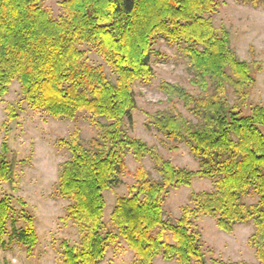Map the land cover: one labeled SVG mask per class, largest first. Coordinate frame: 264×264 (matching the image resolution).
<instances>
[{"label": "trees", "instance_id": "obj_1", "mask_svg": "<svg viewBox=\"0 0 264 264\" xmlns=\"http://www.w3.org/2000/svg\"><path fill=\"white\" fill-rule=\"evenodd\" d=\"M264 1V0H263ZM61 12L43 0H0V99L17 81L22 100L8 103L3 125L19 118L22 101L36 113L76 119L86 113L97 135L88 142L75 129L60 139L70 158L60 167L56 193L69 201L67 218L79 241L64 240L57 264H101L111 245L123 239L133 264H155L157 257L179 264H208L199 221L215 220L231 233L252 222L249 243L264 264V106L250 105L257 61L239 58L229 31L217 27L219 0H58ZM177 45L188 59L196 93L180 84L163 83L178 108L160 111L151 122L171 142L187 143L198 159L197 169L175 165L158 148L131 136L137 109L135 84L154 77L156 38ZM91 47L110 68L94 64ZM229 90L236 95L230 100ZM139 165L131 172L126 152ZM7 141L0 152V182H14ZM155 162V179L142 164ZM131 174L127 195L116 198L107 219L105 192ZM208 178L210 190L192 191L172 222L164 205L171 190ZM18 206L20 208H18ZM28 202L0 197V244L5 236L31 253L39 243ZM220 264H239L217 261Z\"/></svg>", "mask_w": 264, "mask_h": 264}, {"label": "rangeland", "instance_id": "obj_2", "mask_svg": "<svg viewBox=\"0 0 264 264\" xmlns=\"http://www.w3.org/2000/svg\"><path fill=\"white\" fill-rule=\"evenodd\" d=\"M221 7L214 16L217 27L224 26L230 33L231 46L239 58L257 61L262 69H254L256 85L249 99L250 105L264 106V1L263 0H219ZM53 8L56 15L61 12L58 0H43ZM94 64H103L108 74L113 77L110 68L95 51L85 45ZM154 48L159 52L153 56L154 77L149 83L138 81L135 84L137 109L134 111L133 125L126 124L129 135L144 140L149 146L158 148L160 155L180 167L198 168V159L190 146L184 142L168 141L151 122V116L160 111L178 108L188 118L192 114L178 99H170L161 88L163 83L180 84L196 93L192 86L193 77L188 59L177 45H171L162 37L156 38ZM231 102L236 95L229 90ZM22 100L20 84L15 81L9 92L0 99V152L2 143L7 141L10 148L9 157L13 162L14 182H0V197L5 195L22 198L28 202V210L34 216L39 243L29 253L17 241H10L5 236V244H0V264H57L64 240L71 243L79 241V231L67 218L66 208L69 201L56 193L58 175L61 165L70 158V152L60 143V139L69 138L79 129L81 138L86 143L97 135L86 113L76 119H56L45 113H36L22 101L19 118L8 126L5 108L8 103ZM195 120V119H194ZM126 164L131 172L139 165L133 153L126 152ZM142 164L155 179H159L154 160L147 155ZM135 181L131 174L123 176L122 184L105 192L107 205L105 216L109 214L119 195H127L129 185ZM212 182L208 178H196L191 186H182L170 191L164 205L165 218L175 222L181 215V208L188 202L192 191L210 190ZM18 208H20L18 206ZM203 241L207 251L208 264H220L217 261L239 264H259L249 238L254 231L252 222L235 226L233 232H225L216 225L214 219L204 217L199 221ZM134 256L128 244L121 239L119 246L111 245L101 264H133ZM155 264H179L177 261H166L157 257Z\"/></svg>", "mask_w": 264, "mask_h": 264}]
</instances>
